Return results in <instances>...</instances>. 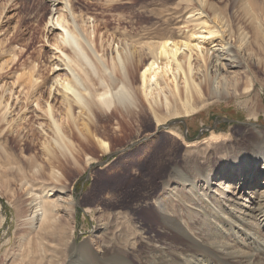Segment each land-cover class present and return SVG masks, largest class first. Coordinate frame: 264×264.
I'll list each match as a JSON object with an SVG mask.
<instances>
[{"label": "bare ground", "instance_id": "bare-ground-1", "mask_svg": "<svg viewBox=\"0 0 264 264\" xmlns=\"http://www.w3.org/2000/svg\"><path fill=\"white\" fill-rule=\"evenodd\" d=\"M190 1L195 7L185 21L206 27L208 45L198 49L192 34L179 32L133 47L124 43L121 50L116 46L108 64L95 51L93 31L70 17L69 1L49 0L51 73L42 81L33 68L14 72L9 82L0 77V134L19 133L28 123L27 103L20 106L19 96L37 103L39 88L46 86L45 122L36 128L45 136L41 145L53 183L33 180L42 165L31 156L22 167L0 142V183L9 190L11 172H20L25 198L24 231L7 248L0 245V264H264V127L255 122L233 138L215 126L197 139L168 129L173 136H154L124 152L117 176H101L97 185L111 212L97 206L95 224L79 239L73 215L79 199L56 184L63 179L54 165L59 158L78 164L91 141L110 151L100 130L102 116L110 112L118 115L114 128L121 136L145 113L155 128H165L170 117L193 115L229 97L258 120L262 99L250 66L264 71V6L248 1L249 35L226 23L218 26L215 17L209 26L205 9L211 5ZM85 163L91 169L97 161L85 154ZM138 213L157 227L153 234Z\"/></svg>", "mask_w": 264, "mask_h": 264}, {"label": "rangeland", "instance_id": "rangeland-1", "mask_svg": "<svg viewBox=\"0 0 264 264\" xmlns=\"http://www.w3.org/2000/svg\"><path fill=\"white\" fill-rule=\"evenodd\" d=\"M68 1L72 5L70 17L78 22L84 20V28L93 31L92 39L95 51L98 55L103 56L108 64H110V57L116 46L121 50L125 44L133 47L139 43L168 35L177 37L179 32L188 36L192 34V42L199 43L198 49L208 45L210 40L206 27L185 21L190 10L195 7L194 2L190 0ZM206 1L211 5V8L205 9L210 15L207 18L209 26L213 24L215 17L218 26L226 23L233 29L241 28L249 33L250 26L246 8H248L250 0ZM258 5L264 6V0H258ZM51 9L49 0H0V65H3L0 77H2V81L9 82L8 79L12 80L11 76L14 72L22 70L27 72L32 68L33 75L38 77V80L42 81L49 77L51 73L49 60L53 55L51 46L53 39L48 33ZM9 51L13 54H9ZM134 65H138V62H135ZM140 67L134 72L135 83L139 77ZM250 67L256 73L258 82L255 84V90L260 93V99H262L258 120L249 118L246 109L240 105V102L229 97L212 101L193 115L170 117L165 121V125L169 124L165 128L159 126L155 128L153 120L145 113L144 118L137 125L133 124L127 128L121 136L119 131L114 128V120L118 115L115 112H110L108 117L102 116L104 126L100 129L101 137L110 143L109 152L104 153L95 142L91 141L89 145L84 146L83 152L79 154L78 164H71L64 158H59V163L56 162L54 165L55 169L62 173L63 179L56 184L57 186L62 185L69 194L76 196L77 200L79 199V205L73 214L76 237L79 239L92 229L95 224L94 218L97 215L95 211L97 206L101 208L102 213L111 212V209L104 205L107 201V194L101 188L98 189L97 185L101 176L109 179L117 176L120 157L124 152L132 153L154 136H173L168 132V129L178 135L185 133L189 139L208 136L210 129L214 126L217 133H228L231 138L243 136L242 133L249 122H255L260 129H263L264 87L259 89L261 88L259 84L264 83V71L261 67L256 68L253 65ZM48 92L46 86L40 87L38 90L40 99H37V103L36 100L31 102V99L26 101L20 95L19 105L24 106L27 103L26 109H23L27 112L28 123L21 124L19 133L3 131V134H0V142L4 145L5 153L11 160L16 158L22 167H25L27 159L32 156L42 165L40 176H36L33 180L45 183L44 185L52 182L47 174L50 165L43 156L41 145L45 136H42L36 128V124L38 121L45 122L44 99L47 98ZM16 96L15 92L14 98ZM53 103L56 104L55 101ZM22 122L19 119L17 125ZM77 141L75 139V143L78 145ZM85 154L92 156L97 161L91 169L86 166ZM103 163H106L104 167H97ZM10 176L13 178L9 182V190L0 183V218L3 217V222L0 225V245L6 243L5 248L9 246L8 243L14 242L15 233L24 231L21 219L25 212V198L24 190L19 186L18 180L21 174L18 171H12ZM138 215L143 218L145 228L153 230V234L157 227L151 225L150 221L145 219L144 214L138 213Z\"/></svg>", "mask_w": 264, "mask_h": 264}, {"label": "water", "instance_id": "water-1", "mask_svg": "<svg viewBox=\"0 0 264 264\" xmlns=\"http://www.w3.org/2000/svg\"><path fill=\"white\" fill-rule=\"evenodd\" d=\"M99 166V165H98Z\"/></svg>", "mask_w": 264, "mask_h": 264}]
</instances>
